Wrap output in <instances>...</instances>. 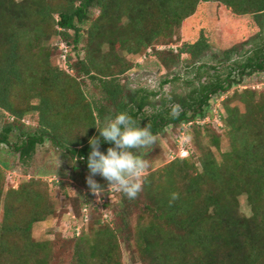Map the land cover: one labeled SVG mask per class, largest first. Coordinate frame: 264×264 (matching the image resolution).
Masks as SVG:
<instances>
[{"label":"trees","instance_id":"obj_1","mask_svg":"<svg viewBox=\"0 0 264 264\" xmlns=\"http://www.w3.org/2000/svg\"><path fill=\"white\" fill-rule=\"evenodd\" d=\"M209 3L252 17L262 37L245 60H234L242 56L237 46L215 57L226 77L204 63L212 51L204 32L196 42L178 45L185 22ZM149 50L169 72L183 64L192 69L198 87L160 105L154 102L158 92L128 87L122 80L134 68L130 58ZM59 54L71 73L55 64ZM209 68L214 79L203 83ZM261 72L264 0H0V146L19 154L23 164L51 142L89 171L95 127L123 112L158 136L180 128L197 137L194 153L157 170L149 153H139L151 164L142 191L136 199L120 193L113 223L98 218L65 241L72 246L67 264H123V246L142 264H264V93L246 89L227 97L223 133L202 124L219 97ZM89 86L98 97H89ZM223 134L228 152H222ZM6 167H0V264H51L55 245L32 236L37 223L55 216L49 186L31 179L6 193Z\"/></svg>","mask_w":264,"mask_h":264},{"label":"rangeland","instance_id":"obj_2","mask_svg":"<svg viewBox=\"0 0 264 264\" xmlns=\"http://www.w3.org/2000/svg\"><path fill=\"white\" fill-rule=\"evenodd\" d=\"M98 15L99 12H95L92 18L95 19ZM259 31L252 17H236L231 10L217 3L201 4L196 15L183 25L178 36V45L181 46L188 42L194 43L199 39L200 34L204 32L212 45V51L207 55L204 63L209 67L216 66L220 68L219 71L223 73V77H226L228 73L223 72L225 69L218 65L215 57L237 46L242 56L237 55L234 60H245V52L262 42V37L258 36ZM60 44L59 41H56L53 45L59 47ZM171 45L175 46L177 44ZM160 49H165V46H159L158 50ZM73 55L74 60H76L75 54ZM130 59L134 64V68L122 81L132 89L158 92L159 97L154 100L157 105H160L162 99H171L172 95L186 96L194 87L199 85L200 79L196 77L192 69H187L183 64L169 72L154 57L153 50ZM183 59L185 61L187 56H184ZM54 61L60 70L71 73L69 65L67 66L61 54ZM214 74L215 71L211 68L205 71L201 77L203 83L214 79L212 76ZM175 77H178V81L166 86L162 85L164 80H172ZM243 80V84L234 86L231 92L227 94L228 96H221L214 102L206 120H198L202 121L203 125L213 123L216 132L223 133L222 119L226 116L224 101L227 97L233 96L237 91L241 93L246 89L264 93V72L246 76ZM189 81H192V84H189ZM87 90L91 99L98 97V91L95 88L89 86ZM148 112L149 114L153 113L152 109H149ZM27 123L33 125V120L28 119ZM2 125L0 120V133ZM189 127L185 129H190ZM183 133L185 132H181L180 128L176 130L170 128L158 136L157 143L154 146L143 150L144 153H149V157L155 161L154 170L173 161V157L180 156L184 147L190 151V154L195 152L197 137L192 132L191 136L185 133L186 137H183ZM224 135H222V152H228L230 147ZM210 140L211 135L206 134L204 144L208 145ZM11 141L16 143L17 135H13ZM5 164L8 166L5 170L6 193L10 189H19L22 184L31 179H43L49 186V195L55 209V216L46 222L37 223L34 226L32 236L37 242L50 241L55 245L54 260L51 264H67L72 246L67 244V247H65V241L74 235L78 236L83 229H88L91 223H96L98 218L107 223L115 221L116 211L121 202V192L114 189L109 190L108 182L102 177L96 176L94 179L101 184L105 191L99 197L94 195L87 184L89 171L53 143L46 142L45 145L40 146L35 156L26 165L21 162L19 154L7 146L1 145L0 167L3 169ZM241 205L242 212L249 216L251 211L247 206L246 198H241ZM81 207L85 208L83 213H80ZM100 213L103 214L100 215ZM122 250L123 264H142L138 259H133L125 246L122 247Z\"/></svg>","mask_w":264,"mask_h":264},{"label":"clouds","instance_id":"obj_3","mask_svg":"<svg viewBox=\"0 0 264 264\" xmlns=\"http://www.w3.org/2000/svg\"><path fill=\"white\" fill-rule=\"evenodd\" d=\"M99 135L90 139L91 151L87 157L89 175L87 184L91 192L101 196L105 189L94 177L108 182L109 190L122 192L128 199H136L142 191L143 179L151 167L143 150L157 143L158 135L150 127L141 128L128 113L117 114L95 127ZM111 145L102 151V145Z\"/></svg>","mask_w":264,"mask_h":264},{"label":"built area","instance_id":"obj_4","mask_svg":"<svg viewBox=\"0 0 264 264\" xmlns=\"http://www.w3.org/2000/svg\"><path fill=\"white\" fill-rule=\"evenodd\" d=\"M63 49H66L67 51V48L65 46H62ZM65 58V56H64ZM183 137H186L185 133H183ZM186 140V139H185ZM190 155V152L184 147L182 152H181V155L180 156H177V157H182V158H186ZM177 157H173V160Z\"/></svg>","mask_w":264,"mask_h":264}]
</instances>
